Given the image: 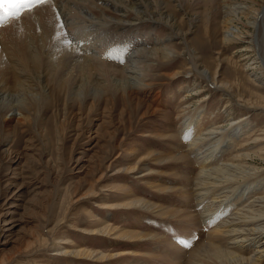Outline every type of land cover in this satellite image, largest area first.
<instances>
[{"label":"rangeland","instance_id":"374dc122","mask_svg":"<svg viewBox=\"0 0 264 264\" xmlns=\"http://www.w3.org/2000/svg\"><path fill=\"white\" fill-rule=\"evenodd\" d=\"M205 2L196 0L190 11L179 12L177 17L183 18L182 28L188 33L189 45L196 49L198 64L203 62L211 70L218 69L219 82L232 86L231 89H216L194 69H186L189 61L186 56L159 65L153 80H147L156 84L151 92L132 93L131 102L108 92L105 96L108 101L94 103L90 98L82 105L70 102L62 94L59 103H44L39 117L34 116L26 124H14L10 135H0V264H171L169 259L178 255L180 259L185 255L181 261L188 264L191 253L200 244H207L214 230L211 223L204 225L201 219H196L201 225L195 237L191 234L182 245L179 241L184 233L180 230L184 225L176 221L180 217L171 214L174 209L178 211L175 216L180 214L185 205L194 209L192 203L186 204L178 197L186 188L198 184L201 167L197 163L186 164L182 154L189 152L192 158L208 145L202 140L196 147L189 146L192 139L186 141L181 132L185 131L183 117L191 119L200 99L206 102L203 128L215 123L228 130L234 122H250L245 132L234 138L236 142L225 146L218 160L242 163L246 172L233 169L221 180L236 176L240 180L250 172L264 174V111L255 108L264 106V63H259V46L251 47L254 28L247 24L259 4L253 6L249 2L253 7L251 15L234 24L242 28L243 34L238 41L225 44L220 40L219 26L223 10ZM207 10L208 26L201 22L190 27L192 14ZM156 25V28L146 24L121 30L120 26L102 27L95 22L90 26L97 30L85 26L73 30L67 26L66 34L72 41L76 34L75 38L84 40L83 34L91 37L95 32L110 45L109 52L115 60H122L139 48L140 42L151 43L167 36L163 24ZM143 35L147 37L139 38ZM175 42L177 49L182 50L183 46ZM197 90L202 92L195 94ZM186 94L192 97L182 104ZM230 94L235 100L228 102ZM181 106L188 107L186 112L179 111ZM43 128L48 134L43 133ZM222 133L223 137L228 135ZM225 143L223 140L221 146ZM6 149L10 152L6 153ZM237 156L244 160L237 161ZM186 179L193 180L194 185ZM243 181L234 186L243 188ZM21 185L22 189L17 190ZM238 187L231 196L236 191L237 197L241 191ZM259 189V196H264V182ZM136 196L149 205L133 203ZM251 196L253 193L244 196V205L250 203ZM211 197L206 203H197L200 214L208 207L213 209L209 204ZM228 200L221 207H227ZM256 203V207L263 206L264 210V202ZM147 207L149 212H142ZM166 208L172 211L167 212ZM233 208L226 209L222 219L229 217ZM163 210L165 216L156 212ZM6 220L14 222L9 231L4 230ZM125 232L132 233L134 239L124 238L128 235ZM154 234L161 238L153 239ZM138 235L147 236L141 240ZM162 236L170 247L164 245ZM263 238L264 234L239 252L228 248L237 254L229 263L264 264L255 260ZM179 246L183 252L177 249ZM201 253L216 258L208 248Z\"/></svg>","mask_w":264,"mask_h":264},{"label":"bare ground","instance_id":"6f19581e","mask_svg":"<svg viewBox=\"0 0 264 264\" xmlns=\"http://www.w3.org/2000/svg\"><path fill=\"white\" fill-rule=\"evenodd\" d=\"M195 1L51 0L50 3L40 5L31 12L26 11L20 19L7 21L3 27H0V135H3V133L10 135L14 132V124H26L34 116L39 117L44 103L57 104L61 101L62 94L68 97L70 102L82 105H85L90 98L94 99L91 100L94 103H99L102 99L106 102L108 99L105 96L108 92L119 94L117 99L123 98L124 102H131L132 93L151 92L156 84L153 85V81L148 82L147 80L148 78L153 80L159 65L169 64L186 56L189 58V61L185 64L186 69H194L200 77L207 79L216 89L219 87L231 89L232 86L228 87V84L222 81L219 82L220 73L218 69L211 70L203 62L198 64L197 58L199 56L196 54V49L189 45L188 33L182 28L183 18L177 17L179 12L190 11ZM205 1L206 5H208V1L211 7L216 9L220 7L223 10V19H220L219 26L221 27L220 40L225 44L238 41L239 36L243 34L242 28L234 24L244 22L243 20L248 19L251 15L252 12L250 13V11L253 7L249 2L253 6L259 4V8L253 11L252 19L250 18L247 24L254 28L251 34V47L256 46V44L259 46L257 54L258 59H261L259 63H264V0ZM208 12L209 10L200 14H192V19L189 21L190 27L193 28L201 22L206 25L210 18ZM211 12L212 10L210 14ZM95 22L102 27L120 26L121 30L126 29V27L134 28L146 24L156 28L157 23L163 24L168 34L163 39H156L151 43L140 42L139 48L137 47L131 54L128 53L127 56H123L122 60H115L112 52H109L111 50L110 45L107 46L105 39H101L99 34L95 35V32L91 33V37L89 34H83L84 40L75 38L77 34L73 35L74 39L71 45L65 42L69 40L68 36L65 35L68 32H66L67 26L73 28V30L84 26L96 29V27L90 26ZM61 24L64 25L63 28ZM225 26H227L226 31L223 30ZM146 35L139 38L144 39L147 37ZM175 41L183 46L182 50L177 49L178 43ZM107 47H109L108 50ZM218 84L220 85L218 86ZM201 92L197 90L195 94ZM189 96L192 97L186 94V97L182 98V102L184 101L182 104L187 102L186 98ZM232 98L231 95L228 102ZM156 100L157 97L154 101L156 102ZM112 101L115 100L112 98ZM199 101L200 105L197 107L198 109H195L191 119H188L187 116L183 117L186 120L184 123L185 131L181 132L183 133V139H186V141L192 139L189 146L196 147V144H199L202 140L206 141V146L208 145L207 149L204 148L205 150L202 153L200 152L201 154L194 155L195 158H193L194 156L189 157V152L184 151L182 154L186 164L197 163L201 167L197 177L198 184L186 188L187 191L178 197L183 199L186 204L192 203L194 209L185 205V210L180 209V214L175 216L178 213L177 209H174L175 212L171 214L174 217H180L176 221H179L178 223L182 222V225H184L181 226L182 229L180 228V232L184 233L183 240H187L191 237V234H194L193 238L195 237V233L199 229L198 226L201 225L199 222H195L197 220L201 219L204 225L211 223L214 227L207 244H200L191 253L188 264H220L224 262L230 264L229 261L235 259L237 254L231 253L228 248L234 249L235 252L242 251L248 244H252L264 234V230L261 229L264 227L263 206L256 207L257 200L264 202V196H259V192L257 193L263 185L264 174L250 172L248 175L242 176L240 180H244L245 183L243 184L244 187L242 186L243 188L234 186L239 184V176H236V179L225 177L226 181L223 180L225 182L221 180L220 177L228 175V172L233 171V169H235V172L237 170L242 173L246 172V168L242 163L229 160L225 163H219L218 160H220L219 156L225 146L228 143L236 142L234 138L239 136L241 131L245 132L250 122L249 120L234 122V125L232 124V127L228 129L229 131L223 128V124L215 123L208 128H203L202 121L206 112L204 111L206 102L204 99ZM93 102L87 106L88 109H90ZM181 107L180 112L188 108L184 106L185 109L184 107L181 109ZM255 108L264 111L263 104L255 105ZM42 131L45 135L48 134L46 128H43ZM222 132L228 135L223 137ZM221 133L222 135L219 136ZM41 136H43L42 133ZM223 140L226 143L221 146ZM6 151V153L10 152L7 149ZM236 160L242 161L244 159L237 156ZM186 181L188 183L191 181V185H194L193 180L186 179ZM226 183L227 185H225ZM237 187L241 188V191H239L237 197H234L236 191L231 196L230 194ZM226 188L230 189V191L228 190L230 193L225 190ZM21 189L22 185L17 190L20 191ZM249 193H253L251 201L249 204L244 205L242 200ZM210 197L209 204H212L213 209L208 207L200 214L198 207L196 208L197 203L200 201L206 203V199ZM141 200L140 197L136 196L133 203H141L143 206L149 205V202L144 203ZM227 200L229 201L227 207L225 204V208L221 207ZM207 206H209L208 203ZM230 207H234V210L232 209L233 211L229 212V217L227 215L226 218L222 219L223 212L230 209ZM217 209H220V211H216ZM149 210L150 208L147 207L142 212H149ZM165 210L167 212L172 211L171 208ZM156 212L159 216H165L166 213L164 210L162 213ZM217 212L219 213L217 214ZM220 219L221 221H219ZM12 222L6 220L4 225L7 228H4V230H11L13 226H9L14 224ZM195 223L197 225H194ZM125 233L129 236H123L124 238L134 239L132 233ZM146 236L138 235L141 240H145ZM157 236L158 234H154L153 239L158 240L161 238H157ZM162 240L165 242L164 245L171 246L165 236H162ZM219 242H221V245ZM230 244L234 245L231 247ZM258 247L260 249H258V257H255V260L264 261V238L260 241ZM204 248L211 250L216 258L209 257L206 253L202 254L201 250ZM177 249H181V247L179 246ZM181 252H183L182 249ZM184 257L185 255L181 256L180 259V255L172 256L169 260L171 264H185L181 261ZM166 259L168 260L167 257Z\"/></svg>","mask_w":264,"mask_h":264},{"label":"snow or ice","instance_id":"6c2138e0","mask_svg":"<svg viewBox=\"0 0 264 264\" xmlns=\"http://www.w3.org/2000/svg\"><path fill=\"white\" fill-rule=\"evenodd\" d=\"M50 2L51 0H0V27H3L9 20L20 19L26 11L31 12L34 8ZM61 27L63 28L64 25L61 24ZM65 42L68 45L72 43L70 40ZM179 243L183 245L186 241L181 239Z\"/></svg>","mask_w":264,"mask_h":264}]
</instances>
